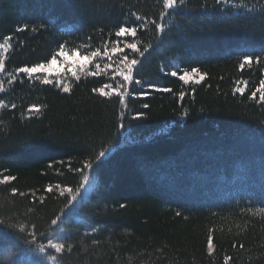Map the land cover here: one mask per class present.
Here are the masks:
<instances>
[{"label":"trees","instance_id":"obj_1","mask_svg":"<svg viewBox=\"0 0 264 264\" xmlns=\"http://www.w3.org/2000/svg\"><path fill=\"white\" fill-rule=\"evenodd\" d=\"M164 11L163 0H0V44L11 37L0 50V179L15 177L0 184V264H264V101L251 95L264 56L240 68L264 52V0H184L161 21ZM137 15L144 27L117 38ZM61 45L100 52L61 80L69 93L18 71ZM125 56L140 61L131 82ZM193 67L199 82L181 81ZM84 175L91 191L53 231ZM49 239L71 252H40Z\"/></svg>","mask_w":264,"mask_h":264},{"label":"snow or ice","instance_id":"obj_2","mask_svg":"<svg viewBox=\"0 0 264 264\" xmlns=\"http://www.w3.org/2000/svg\"><path fill=\"white\" fill-rule=\"evenodd\" d=\"M226 2H227V0H215V3L217 5H220V4L226 3ZM183 4H184V0H163V9L165 11L161 13V21L164 20L165 13L168 10H172V9L176 8L178 5L182 6ZM136 20L137 21H144V18H142L139 15H137L136 16ZM146 22L147 21H144L143 23L139 24L138 26H130L128 24H124L123 26H118V29L115 32V36L117 38H123L125 36L135 37L137 35V27L143 28L144 27V23H146ZM152 23L155 24V27H156V30H157L158 33L162 34V33L165 32V28L163 26V23H156L155 21H152ZM18 30L19 31H24V29H18ZM33 31H35V29H33ZM10 39H11V37L5 39L3 44H0V50H3V49L7 48ZM125 47L130 48L133 51L137 50V44L136 43H126ZM118 50L119 51H123V49H116V48L112 49L113 52H116ZM68 55H69L68 53L64 52V48L61 45L60 46V50L56 53V55L51 57V59H50L48 64L38 63L35 66H31V67L24 66V67H20L18 69V71L21 72V73L28 74L29 76H31L34 73L41 72L42 70L43 71H47V69L52 64H56L57 63V56L65 57V56H68ZM71 55L75 56V55H78V53H72ZM98 55H100L99 51H92L90 56L88 54H84L82 56V59H83V61H89L91 57H96ZM139 55L143 56L144 53L140 52ZM261 56H264V52H261L259 54H256V53H245L243 55V63L240 64V68L243 69L245 64H251V62H252L254 57H255L257 63H259V61L261 59ZM121 63H123L125 65V69H126L125 71L121 72V75L123 76L124 81L131 82L132 79H133V72H134V70L137 69V65L140 63V61H138L137 59L129 60L128 57L125 56L124 59L121 61ZM0 67H3V62L2 61H0ZM81 67H84V65H81ZM197 73H198V70L195 67H193L191 69V73L190 74L186 72L183 75H180L179 79L181 81H184V83L187 84L188 81H189V75L196 76ZM90 74L95 75V73H90ZM171 74L173 76L177 75V73L175 71H173ZM72 75L77 80L79 79V77L76 75L75 72H73ZM202 78L203 77L201 76V79ZM42 82L45 85L53 83V81L49 80L47 77H45ZM196 82L198 83L199 81H196ZM135 83L136 84H140L141 81L137 79V80H135ZM55 85L57 87H60L64 93H69L70 90H71V85L70 84L63 83L59 79H57L55 81ZM156 90L157 91H163V92L170 91V89L164 88V87L157 88ZM236 90H237V92H241V89H239V88H237ZM93 91L94 92H98L101 97L110 95V93H106L105 92L104 87L94 88ZM257 93H260V96H259L260 100L264 101V80H261L259 82V86L251 94L252 97L255 98ZM127 94H128L127 92L123 93V95H127ZM117 95H122V94L117 92ZM121 102H123V101H121ZM13 107H15V105H13ZM144 107L147 108L148 105L145 104ZM32 109H34L36 112H39V110H40L39 107L35 106V105L31 106L30 110H32ZM105 156H106V151H101V152H99L97 159L99 160L100 158H103ZM85 168L92 169L93 168V164H91V163L86 164ZM14 179H15V177H13V176L5 175V176H3V179H0V184L6 183V182L14 180ZM89 180H90V177L88 175H84L83 176V182L78 186V188L76 189L75 193H73L71 188L67 189V191H68V193L70 195V200L68 202V205L61 211V214L56 216L54 219L51 220L50 228H52L53 231H55V226H58L59 223H62L63 222V218L67 215L68 212L71 211L73 203L78 199L80 190L83 189L86 186V184L89 182ZM57 187H59V186H57ZM15 191L16 190H13V195H15ZM47 191L48 192H52V188L49 187L47 189ZM64 191L65 190L62 189L60 194L63 195ZM21 195H23V193H21ZM177 215H179V213H177ZM3 223H4V221L0 220V224H3ZM20 230L24 231V229H20ZM32 235H33L32 242L35 243V239H34L35 233H33ZM66 248H67V250L69 252H71V250H72V246L71 245H67L66 246L65 243L59 242V241L54 240V239H49L46 245L45 244L39 245V251L40 252H45L47 249H52L57 254H63L65 252ZM212 248H213L212 238L209 237V239H208V249H209L210 253H211ZM50 259L55 261L57 259V257L56 256H50Z\"/></svg>","mask_w":264,"mask_h":264},{"label":"rangeland","instance_id":"obj_3","mask_svg":"<svg viewBox=\"0 0 264 264\" xmlns=\"http://www.w3.org/2000/svg\"><path fill=\"white\" fill-rule=\"evenodd\" d=\"M87 61H83L82 58L77 56H65L60 57L57 60L56 64H52L47 71H41L38 73H34L31 76L26 74L31 80L42 82L45 77H47L51 81H56L57 79L63 80L65 76L72 75L73 72L78 73L81 71V65H85ZM126 69L124 68L123 71ZM0 75L3 76L2 69L0 68ZM121 78L123 76L120 74ZM4 77V76H3ZM199 76H191L189 75V81H196L198 80ZM124 80V79H123ZM126 82V81H125ZM91 191V180L86 184L84 191L82 193V197L88 196L89 192Z\"/></svg>","mask_w":264,"mask_h":264}]
</instances>
